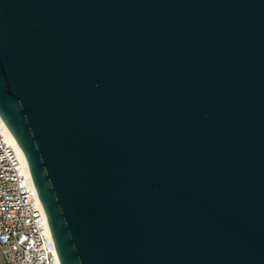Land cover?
I'll list each match as a JSON object with an SVG mask.
<instances>
[{"label":"water","instance_id":"obj_1","mask_svg":"<svg viewBox=\"0 0 264 264\" xmlns=\"http://www.w3.org/2000/svg\"><path fill=\"white\" fill-rule=\"evenodd\" d=\"M0 120L58 264H264V0H0Z\"/></svg>","mask_w":264,"mask_h":264},{"label":"built area","instance_id":"obj_2","mask_svg":"<svg viewBox=\"0 0 264 264\" xmlns=\"http://www.w3.org/2000/svg\"><path fill=\"white\" fill-rule=\"evenodd\" d=\"M0 120V250L4 264H58L34 185Z\"/></svg>","mask_w":264,"mask_h":264},{"label":"bare ground","instance_id":"obj_3","mask_svg":"<svg viewBox=\"0 0 264 264\" xmlns=\"http://www.w3.org/2000/svg\"><path fill=\"white\" fill-rule=\"evenodd\" d=\"M5 127H6V126H5ZM5 129H6V128H5ZM6 132H7V134H8V138H9L10 143H12V145L15 147V149H16L17 152L19 153V156H21V155H22V154H21V151H20L18 145L16 144V142H15L13 136L11 135V133L9 132L8 129H6ZM21 158H22V160H23L24 167H25V169H26V171H27V174H28V176L30 177V174H29V171H28L27 165H26V163H25V161H24V159H23V156H21ZM30 179H31V178H30Z\"/></svg>","mask_w":264,"mask_h":264},{"label":"crops","instance_id":"obj_4","mask_svg":"<svg viewBox=\"0 0 264 264\" xmlns=\"http://www.w3.org/2000/svg\"><path fill=\"white\" fill-rule=\"evenodd\" d=\"M0 264H4V258H3L1 250H0Z\"/></svg>","mask_w":264,"mask_h":264}]
</instances>
